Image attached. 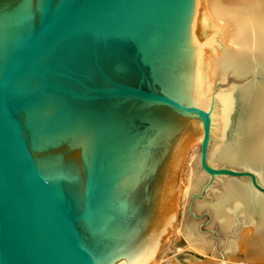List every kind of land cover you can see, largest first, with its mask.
I'll use <instances>...</instances> for the list:
<instances>
[{
    "label": "water",
    "instance_id": "1",
    "mask_svg": "<svg viewBox=\"0 0 264 264\" xmlns=\"http://www.w3.org/2000/svg\"><path fill=\"white\" fill-rule=\"evenodd\" d=\"M196 5L0 0V264H151L197 137L200 169L264 192L258 162H211L230 88L201 81Z\"/></svg>",
    "mask_w": 264,
    "mask_h": 264
},
{
    "label": "bare ground",
    "instance_id": "2",
    "mask_svg": "<svg viewBox=\"0 0 264 264\" xmlns=\"http://www.w3.org/2000/svg\"><path fill=\"white\" fill-rule=\"evenodd\" d=\"M195 17L202 37L209 44V50L200 61L201 81L206 89L213 90L212 86L217 77L224 79L230 68H234L235 75L239 77L253 69L262 76L251 82L248 80L250 83L243 87L250 103L243 145L224 149L219 156L228 164H234L238 160L258 162L255 168L260 176L264 173V0H197ZM232 89L230 102L225 105L218 121L217 135L220 137L225 135L231 113L233 114L235 99ZM216 137H213L215 141L217 138L221 139L219 136ZM219 143L213 144L212 152L210 151L212 159L219 150L217 149ZM246 181L248 180L229 177L223 183L216 200L209 202V205L211 215L219 227L225 233H232V237L224 244L226 253L231 257L232 253L243 252L242 259L233 258L238 259L239 263L247 264L264 260V203L261 202L260 206L254 209L251 207L252 193L249 187L251 182ZM261 181L263 182L262 179ZM192 188L187 184L185 195ZM260 193L258 195L262 198L264 192ZM197 227L194 224V227L188 226L185 230L184 227L179 231L183 232L188 241L186 246L195 251L207 252L212 246V241L200 233ZM160 246L161 241L151 264L154 263ZM226 257L222 258V264H229L230 257Z\"/></svg>",
    "mask_w": 264,
    "mask_h": 264
},
{
    "label": "rangeland",
    "instance_id": "3",
    "mask_svg": "<svg viewBox=\"0 0 264 264\" xmlns=\"http://www.w3.org/2000/svg\"><path fill=\"white\" fill-rule=\"evenodd\" d=\"M249 71L251 72L248 73L245 72L246 74L244 73L242 76L239 77L235 75L234 68H230L224 79L220 78L219 76L217 77V79L213 83L212 88L215 90H223L230 88L231 90L233 87L232 93L234 95V99L238 98V102L240 103L241 101L243 103V101L245 100V96H244L245 89L243 87L248 85L253 79H260L262 77L255 69ZM243 106L244 105H242L241 103L240 105L238 104V106L234 105L232 111L233 114L231 113L232 119L230 118L229 124L225 131V135L223 137H220V135H216L217 137L219 136L221 139L214 136L217 138L216 141L214 140V138H212V141L214 142L211 141L212 146H210V151L212 150L213 144L215 145V142L216 143L220 142L218 145L216 144L218 147L217 149L219 150L216 151L215 157H213L212 159L210 156V159L212 160L213 163L216 162V164H228L223 162L219 158L220 152L224 149L243 145L244 142L242 141L244 137V133L242 135L243 127L241 126L240 127L241 129L239 131L233 129L231 130V133L229 130L230 129L229 127L231 126L232 122L235 124L240 123L241 116L234 117L236 113L237 114L243 113L242 114L243 119H245V117L248 115L247 113L249 108L248 105L247 106L245 105L244 107ZM218 139L219 141H217ZM201 140H202L201 138L197 137L193 142L189 144V146L185 151L183 161L181 164V170H180V182L177 186L178 192L176 199L175 226L161 240V246L159 247L156 253V257L154 258L153 261L154 263L152 264H222L221 262L222 258H225V256H227L226 258L230 257V255L226 253L224 249V244L229 237H232L231 235L232 233L229 234L225 233L219 227L218 222L211 215L210 205H209L213 200L214 201L216 200L215 198H217V195L219 194L220 190L223 188V183L229 177L221 176V177L211 178V176H209L205 171L199 168ZM232 165L244 166L243 163H237V164L234 163ZM243 179L248 180V178H243ZM260 179H262L264 182V173L260 175ZM187 184H190V186H192L193 188L190 190L191 193L188 192V194L185 195V188ZM249 187L251 188V193H252L251 195L253 196V197L251 196L252 200L250 202V205L254 209L259 207L261 202L264 203V196L261 198L260 197L261 195L260 196L258 195L261 194L260 193L261 191L253 187V185L250 183H249ZM194 193L200 194L202 195V197H197V196L195 197L192 205V210L194 214H192V212H190L189 210V206L191 203L190 201L191 197ZM194 224L195 227L197 226L199 227L198 230L200 233L202 232L212 241V246L207 252L206 251L203 252L200 250L195 251L190 249L189 246H186L188 244V241L186 240V237H184L185 235L181 230L184 227L185 230L188 226L194 227ZM179 229L181 230L179 231ZM178 247H180L181 249ZM233 257L234 258L241 257L242 259L244 257L243 252L237 251L235 253H232L230 258L232 259ZM230 258H229L230 260L229 264H246L245 262L239 263V261H237L238 259L236 260L233 258L234 260L233 259L231 260ZM247 264H264V260L260 262L247 263Z\"/></svg>",
    "mask_w": 264,
    "mask_h": 264
}]
</instances>
